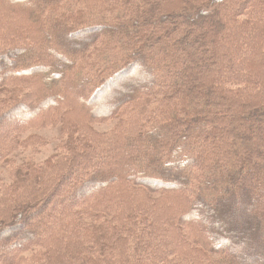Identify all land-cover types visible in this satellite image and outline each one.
<instances>
[{"label": "trees", "instance_id": "1", "mask_svg": "<svg viewBox=\"0 0 264 264\" xmlns=\"http://www.w3.org/2000/svg\"><path fill=\"white\" fill-rule=\"evenodd\" d=\"M11 1L0 0V89L27 92L0 108V162L19 133L49 124L62 110L81 123L118 121L130 108L126 102L141 94H164L163 109L169 90H178L172 105L181 108L146 128L143 114L126 119L133 128L111 136L83 131L79 146L70 137L64 173L44 196L43 214L40 199L32 210L4 216L20 224L0 226V264L42 243L49 245L40 264H264V0H92V7L118 5L117 12L81 30L79 22L69 25V15L66 22L58 16V0ZM188 24L204 30L194 34ZM72 29V43L102 37L101 60L78 63L66 44ZM193 38L198 42L190 45ZM221 41L228 46L222 51ZM168 44L182 45L184 55ZM123 55L132 60L121 65ZM191 59L205 75L185 86ZM157 62L164 65L156 73ZM141 63L145 86L131 98L123 92L108 106L97 103L106 89L99 91L100 84L110 86L121 70ZM232 81L243 85H227ZM152 191L160 195L155 199ZM34 215L45 224L32 219L23 237L16 234ZM240 217L246 220L238 230ZM184 225L209 248L193 247ZM209 252L223 257L215 261Z\"/></svg>", "mask_w": 264, "mask_h": 264}, {"label": "rangeland", "instance_id": "2", "mask_svg": "<svg viewBox=\"0 0 264 264\" xmlns=\"http://www.w3.org/2000/svg\"><path fill=\"white\" fill-rule=\"evenodd\" d=\"M8 4H12L11 0H6ZM92 0H58L56 3V9L58 10L57 14L58 16L66 22L67 19L65 15L70 16V23L69 25L75 26L76 22L77 27L76 30H81L80 25L84 27L85 25L90 24H97L96 22L107 20V16H111L117 12L115 7H118V5L114 6H105V7H99L98 5L93 6L91 4ZM91 5V6H90ZM58 7V8H57ZM65 14V15H64ZM247 14H241L238 17L246 18ZM113 18V17H112ZM110 19V17H109ZM114 19V18H113ZM71 20L73 21L71 23ZM116 21H120L115 19ZM169 20H164L163 22L166 23L165 26L168 27L169 23H167ZM193 21L194 23L198 22ZM162 24V23H161ZM181 27H185L184 24L181 25ZM188 27L191 29L190 31H193L194 34L199 33L201 30H204L203 28L196 27V24L191 26L188 24ZM74 29V28H73ZM66 31L67 32V38H66V44L69 46L70 50L74 52V54L77 57L78 63L80 64H91L92 60L98 59L99 55L103 56L105 52H101V49L99 48L98 41L101 38H94L90 35L94 33L90 32L89 34V40L86 39H74V42L72 43L70 41L72 33L74 30ZM83 29V28H82ZM162 31L165 30L163 27L162 29H159ZM92 31V30H89ZM160 32V33H161ZM17 31H13V38L17 35ZM86 33V32H85ZM159 33V32H158ZM175 33V32H173ZM162 35V33L160 34ZM98 39V40H97ZM106 41V40H105ZM197 41L194 38L191 40L190 45H194ZM89 44L88 47H83L86 44ZM156 43V41H155ZM153 42L152 44L155 45ZM220 46L218 47V50L220 48V51L223 49L228 48L226 43L223 41L219 42ZM139 44V43H138ZM151 44V45H152ZM139 45H142L141 43ZM138 45V46H139ZM169 45V44H168ZM196 46V45H195ZM170 50L173 54L179 53L181 55H184L185 50H181L182 45L178 46H172L169 45ZM185 48V45H184ZM191 52V56H194L196 50L195 48L189 49ZM210 51V50H209ZM123 54V53H122ZM199 54L198 56H200ZM211 55V53L209 54ZM206 56V55H205ZM204 56V57H205ZM208 56V55H207ZM133 56L128 55L125 58V55L121 56L119 59V63L121 65H124V63L132 60ZM197 58V57H195ZM199 58V57H198ZM98 60H101L99 58ZM192 60V59H191ZM118 63V64H119ZM119 65V66H121ZM147 65V64H146ZM164 65V63H155V72H159L161 67ZM142 63L138 66L136 65L134 70L128 71V73L124 72L121 74V76L116 79L114 83H111L110 86L106 87L104 93L98 95L97 97V103L104 104L105 106H108V104L119 97L120 94L124 92L122 95L123 97L128 96L129 98L132 97V94H134V91L139 89L141 86L144 85V81L141 76V72L143 69ZM188 76H190L189 80H187L185 86L193 84L192 82H196V80L199 79V75L202 77L204 73H202L203 70L196 71L195 67H200V65L196 62V60H192L191 62H188ZM93 69V68H92ZM91 69H85V72H90ZM200 73V74H199ZM93 74L96 72L95 68L93 69ZM205 75V74H204ZM188 79V78H185ZM100 80V79H99ZM98 81V80H96ZM93 85H96L97 82ZM227 85H233L232 87H238L236 85L242 86L243 84H238V82L232 81L231 84ZM196 86V85H195ZM27 92V89L24 87H21V89L14 90L11 86H3V88L0 89V99L3 98L5 95L8 96L5 100L0 102V108H3L5 106H8L9 104L16 101L19 96L25 95ZM178 90L167 92V94H171V97H169V103L162 107H158L160 103H163L165 98H163L164 94L158 93V94H141L135 97V100L132 102H126L127 107L130 106L129 109H127V113H121L120 121L121 125L118 124V121L116 119H108V120H101V121H90L81 123L77 121L73 116H70L67 111L62 110L59 111L54 118L51 120L49 124H39L35 125L33 127L28 128L27 130L19 133L15 139H13V144L15 145L12 152L8 155L7 158H5L2 162H0V226H15L20 224V222H17V217L12 218L13 216L4 218V216L8 215L9 212L15 214L16 210L20 207L25 208L29 206L30 210H32L33 206L36 204L35 202L41 200L42 207L40 208V213L43 214V211L47 209L49 206L48 204H45V199L48 192L55 187L56 182L59 180L61 175L64 173V169L61 170V163L66 160L65 154H68L66 152L65 146L67 145L66 142L69 140L70 137L72 140V144L75 143L76 146H79L81 142H83L84 133L92 132V134H95L96 138L99 137V135H107L111 136V134H115V129L120 128H133V123L131 121H127L126 119H130L133 117V115H143L146 114L147 116V124L144 126L149 127L154 124H157L159 122H164L169 119L170 114L177 115L180 110L178 108H181L180 106L172 105L173 102L177 101V94ZM176 96V97H174ZM128 98V99H129ZM134 98V97H133ZM166 99V100H168ZM180 101V100H179ZM160 102V103H159ZM135 103V104H133ZM180 104V103H179ZM145 112V113H144ZM123 115V116H122ZM181 115V113H180ZM123 120H126L123 122ZM71 125H76L79 129H74L75 132L73 133V128H71ZM82 128V129H81ZM140 129V128H139ZM134 131H138V129H134ZM14 136V135H13ZM13 138V137H12ZM20 176V180H19ZM19 181V185L17 186V192L14 193L15 185ZM141 187V186H138ZM25 190L24 192H22ZM156 190V189H154ZM264 192V190H263ZM151 196L155 199L160 195V193H157L155 191L151 192ZM44 197V198H43ZM17 201V204H16ZM45 202V203H44ZM33 205V206H31ZM243 205V203H242ZM242 205L240 204L236 208V215L240 216V210ZM13 209V210H12ZM262 210V209H261ZM255 211L252 214L257 216L256 213L259 211ZM262 213V212H261ZM264 216H262L263 218ZM37 219L41 221L42 224H45V221L42 217H38V215H34L28 219L25 218L23 220V230L21 229L19 231H16L15 233H21L24 231L25 224L32 219ZM246 220L244 217H240L238 220V226H236L239 229H241L242 222ZM10 233L11 230H8ZM183 232L185 235L190 238V243L192 246L196 247L197 249L204 250L205 248H209L204 241V239L200 236L199 232L195 231L193 227L190 225L183 227ZM225 235L224 237L229 238L228 240L233 241V236L231 234H228L226 232L223 233ZM189 242V240H187ZM204 244V245H203ZM49 244L42 243L40 245H34L32 247H29L28 249L23 250L22 248L19 251V257L18 259L13 263H3V264H40L41 260H43L42 255L46 253L47 246ZM192 248V247H191ZM209 256H211L212 259L215 261L223 257L221 253H210ZM181 259V258H180Z\"/></svg>", "mask_w": 264, "mask_h": 264}, {"label": "bare ground", "instance_id": "3", "mask_svg": "<svg viewBox=\"0 0 264 264\" xmlns=\"http://www.w3.org/2000/svg\"><path fill=\"white\" fill-rule=\"evenodd\" d=\"M124 72H126V71H124V70H121V71L119 72V74H118L116 77H117V78H119V77L121 76V73H124ZM106 85H107V84H105V83H104V84H102V85L100 84V86H99V89H98V90H99V91H101V90L105 89V87H107Z\"/></svg>", "mask_w": 264, "mask_h": 264}]
</instances>
